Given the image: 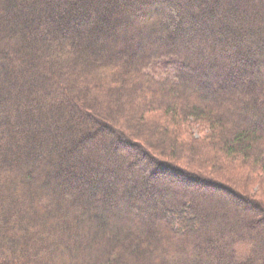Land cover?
Masks as SVG:
<instances>
[{
	"label": "trees",
	"instance_id": "trees-1",
	"mask_svg": "<svg viewBox=\"0 0 264 264\" xmlns=\"http://www.w3.org/2000/svg\"><path fill=\"white\" fill-rule=\"evenodd\" d=\"M14 1L0 0V264H264V0H122L115 32L85 45L57 28L74 7Z\"/></svg>",
	"mask_w": 264,
	"mask_h": 264
},
{
	"label": "rangeland",
	"instance_id": "rangeland-1",
	"mask_svg": "<svg viewBox=\"0 0 264 264\" xmlns=\"http://www.w3.org/2000/svg\"><path fill=\"white\" fill-rule=\"evenodd\" d=\"M30 1V0H29ZM105 1V2H104ZM107 1V2H106ZM111 1L114 2V0H61L60 2H58V4L55 6L53 5V12H57V13H61L63 10L69 9L71 10L73 7L75 8L74 11L70 14L72 15L71 17H69V22L64 23L61 22L58 25V29L62 32H66L68 33L69 30H74L75 34L78 35L80 37L81 43L83 45H85L86 41H92V42H96L98 41L99 36L101 35L100 33H102L101 31L104 30V32H106L107 34H111V32H115V29L120 25V21L118 20L119 17L123 18L126 15L124 14V9L121 8L122 7V0H117V2L112 3ZM28 0H18V1H14L13 3H11L10 10H12L13 12H16L17 9L20 6H26L27 5ZM99 2L101 3H106L101 4L100 6H102V8L99 9ZM110 9V14L106 15L105 10ZM34 13V12H33ZM97 13L102 15V18H97L96 19V15ZM162 14H164V16H169L170 13H172V11H161ZM75 14V15H74ZM125 15V16H124ZM74 16H76V18H74ZM71 19V20H70ZM76 19V20H75ZM95 19V20H94ZM73 21V22H72ZM106 25V27L103 29V25ZM220 25H223V23L221 22ZM31 28L36 29L34 26V23L32 25H30ZM199 26L195 23V24H191L190 25V30L195 31V30H199ZM102 29V30H101ZM36 32V30H34ZM167 33H169V30H166ZM88 33V34H87ZM83 35H87V39L83 38ZM75 35H73L74 38ZM126 46L124 45V48ZM245 58H248L249 56L245 55ZM148 71L152 74H155L157 76H163V74H165L166 72H168L167 67L164 66V64H162V61H158V63H156V65H154L153 67H150L148 69ZM246 76V75H245ZM238 77V75H237ZM253 77H244L243 78V82L248 81L249 79H252ZM223 84H227V83H223ZM222 86H225L223 85ZM99 130V129H98ZM96 131V133H99V131ZM193 130V134L194 136H198V129L197 126H193L192 127ZM104 137V135H102ZM56 142L58 141L55 140ZM82 144H88V140H83ZM72 145V144H71ZM70 143L67 144L65 147H69ZM119 147V146H118ZM122 153H120L121 155ZM80 159V155L77 152H71L69 155L68 160L70 162H72L75 166L78 167V169H81L82 166H80V163L78 162ZM64 169V167H63ZM159 173L161 174H171L169 173V171L165 170V169H161L159 171ZM244 180L247 179L246 177H243ZM244 180L241 179L240 183H244ZM154 182V181H152ZM239 182V181H237ZM99 184V186H104L105 184L111 185L109 181H106L105 179H100V180H93V181H89L88 183H84L83 188L87 189V190H94L95 189V185ZM185 188H187L186 185H183ZM182 186V187H183ZM250 189H248L249 193H256L258 194V192H260V187L258 183H253L249 186ZM198 191H203L204 193H211V194H219L216 190H209V189H197ZM259 195V194H258ZM146 197V196H145ZM144 200L148 201L147 198ZM225 197V196H224ZM226 199H228V197L226 196ZM245 214H247V216H253L254 214L252 212H250L249 210L252 209H242Z\"/></svg>",
	"mask_w": 264,
	"mask_h": 264
}]
</instances>
